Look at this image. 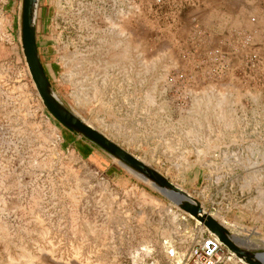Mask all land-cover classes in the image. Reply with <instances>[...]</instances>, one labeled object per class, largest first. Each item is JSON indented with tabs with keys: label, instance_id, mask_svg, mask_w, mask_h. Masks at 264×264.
Returning a JSON list of instances; mask_svg holds the SVG:
<instances>
[{
	"label": "rangeland",
	"instance_id": "rangeland-1",
	"mask_svg": "<svg viewBox=\"0 0 264 264\" xmlns=\"http://www.w3.org/2000/svg\"><path fill=\"white\" fill-rule=\"evenodd\" d=\"M19 4L0 0V264H183V220L172 217L187 215L102 152L80 157L42 106L20 50ZM254 4L38 0L37 52L62 105L172 183L197 171L213 188L242 184L264 166L250 155L264 150V106L250 103L264 93L244 92L242 74L198 72L214 47L245 53ZM252 192L264 209V182Z\"/></svg>",
	"mask_w": 264,
	"mask_h": 264
},
{
	"label": "crops",
	"instance_id": "crops-1",
	"mask_svg": "<svg viewBox=\"0 0 264 264\" xmlns=\"http://www.w3.org/2000/svg\"><path fill=\"white\" fill-rule=\"evenodd\" d=\"M252 3L255 2V4L252 6L253 12H256V22L258 25L255 26V28H252L251 31H247L245 35L248 37V42L245 49V60L247 62L251 61V65L248 67V77H252L250 80H246L244 83L246 90L244 92H249L253 94H257L258 92L264 93V84L262 86L257 87L254 84L255 79L254 77L258 76H264V6L258 4L256 1L250 0ZM249 3V2H248ZM254 17V16H253ZM255 21V17H254ZM258 27V29L256 28ZM244 55V54H243ZM243 55L238 52L234 51L233 53H227V62L228 66L225 69L224 73L222 74L223 77H235L238 79L237 76H240L244 65L245 60L243 58ZM199 74H202V70L198 72ZM264 82V81H263ZM198 85V83L196 84ZM256 100V99H255ZM250 103L252 105H260L264 106V100L260 99L259 101H254V99H250ZM260 103V104H259ZM250 104V105H251ZM67 135V145L68 147H71L80 157H90L94 152H98V150L89 142L85 141L81 137H78L77 135L67 132L65 133ZM88 153V155H87ZM250 155L252 156H262L264 155V150L262 149H250ZM257 167L261 172H263V164H257ZM237 168V166H235ZM258 169L255 171L253 170H246L250 172V174L245 179V182L242 184H237V181L235 180H222L220 183L219 188H213L210 183H208L206 180H203L201 178V174L199 172H192L190 178L182 177L183 179L180 181L181 188L189 193L192 197L197 199L200 204L202 205L203 209L208 211L216 220H218L220 223H222L224 226L228 228L230 233L236 237H239L240 239H243L244 232L240 231L238 228L234 227L233 225H237L242 228H248V229H256V230H263L264 229V217L262 211L264 210L261 208L260 204V198L259 196H254L252 191H256L259 187H262L263 185V179L261 174H256V171H259ZM186 172H190V169L188 167ZM236 176V175H235ZM166 177V176H165ZM168 179V178H167ZM187 179V180H186ZM169 180V179H168ZM185 180V181H184ZM170 181V180H169ZM196 186L197 190L194 192L193 187ZM236 185V186H235ZM195 188V189H196ZM190 191V192H188ZM252 193L250 196H246L245 194ZM258 194V192H256ZM232 195H234L232 197ZM252 196V197H251ZM147 202L155 208V210H159L162 214H170L168 213L169 209H167L164 205V202H157L154 198H147ZM151 209V208H150ZM175 215L170 214L172 218L177 219L178 215L180 216L182 221V228L183 232H185V235H183V239H181L183 244H187V249L189 250L198 240L201 233H204V229L200 225V227L196 224H194L192 221H189L188 216L181 215L180 213H174ZM191 228L194 229L198 234L196 236L194 235V238H192L190 235ZM181 229V228H180ZM179 229V230H180ZM255 230V231H256ZM257 232V231H256ZM258 233V232H257ZM257 233H253L252 236L257 235ZM190 234V235H189ZM202 236V235H201ZM197 237H199L197 239ZM253 243L258 240L256 238H253ZM244 242V241H243ZM246 243V242H245ZM259 243V242H255ZM260 244V243H259ZM250 246H247L251 249L259 248L261 249V245L256 244H248ZM224 252L227 253L228 251L223 248ZM226 264H242L241 261L236 259L233 255H231L229 261ZM244 264V263H243Z\"/></svg>",
	"mask_w": 264,
	"mask_h": 264
},
{
	"label": "water",
	"instance_id": "water-1",
	"mask_svg": "<svg viewBox=\"0 0 264 264\" xmlns=\"http://www.w3.org/2000/svg\"><path fill=\"white\" fill-rule=\"evenodd\" d=\"M38 0H20L18 15L19 45L29 77L46 112L69 132L92 144L98 151L114 159L122 168H130L181 212L198 222L206 232L244 264H264L261 250L251 249L242 239L204 210L200 202L156 169L144 163L104 134L84 122L55 97L39 60L35 41V8ZM124 165V166H123ZM128 171V170H127ZM131 173V172H130Z\"/></svg>",
	"mask_w": 264,
	"mask_h": 264
},
{
	"label": "built area",
	"instance_id": "built-area-1",
	"mask_svg": "<svg viewBox=\"0 0 264 264\" xmlns=\"http://www.w3.org/2000/svg\"><path fill=\"white\" fill-rule=\"evenodd\" d=\"M258 4L264 6V0H253ZM250 21H254V17L249 18ZM248 42L247 35L242 37V44L246 47ZM246 53V52H245ZM245 53L243 58L245 60ZM199 69L202 70V74L211 77H220L228 66L227 54L220 49V47L212 48L208 55L203 57L199 61ZM251 65V61L245 60V65L242 71V75L250 80L252 77H248V67ZM258 81H264V76L254 77ZM223 246L219 243L215 236L207 232L206 235L200 236L199 240L188 250L185 262L183 264H226L231 254L225 253Z\"/></svg>",
	"mask_w": 264,
	"mask_h": 264
},
{
	"label": "bare ground",
	"instance_id": "bare-ground-1",
	"mask_svg": "<svg viewBox=\"0 0 264 264\" xmlns=\"http://www.w3.org/2000/svg\"><path fill=\"white\" fill-rule=\"evenodd\" d=\"M36 8H37V6H36ZM36 8H35V10H36ZM35 16H36V11H35ZM124 166V165H123ZM127 170H130V171H132L130 168H128V167H126V166H124ZM133 172V171H132ZM234 226V225H233ZM237 228V227H236ZM240 231H245L246 232V234H245V232H244V237H243V241H244V243H245V245L246 246H250V245H247V243L248 244H254L252 241H253V239L251 238L252 237V234L253 233H257L255 230H252V229H241V228H238ZM256 236V235H255ZM259 241H261L262 242V244L264 243V239H259ZM256 250H262V249H259V248H256ZM174 253V252H173ZM262 254L260 255V257L262 258V259H264V252L262 251L261 252ZM173 255V254H172ZM232 255V254H231Z\"/></svg>",
	"mask_w": 264,
	"mask_h": 264
},
{
	"label": "trees",
	"instance_id": "trees-1",
	"mask_svg": "<svg viewBox=\"0 0 264 264\" xmlns=\"http://www.w3.org/2000/svg\"><path fill=\"white\" fill-rule=\"evenodd\" d=\"M42 65V64H41ZM42 68H43V66H42ZM43 71H44V68H43ZM45 73V72H44ZM49 81V80H48ZM87 155H88V153H87Z\"/></svg>",
	"mask_w": 264,
	"mask_h": 264
}]
</instances>
